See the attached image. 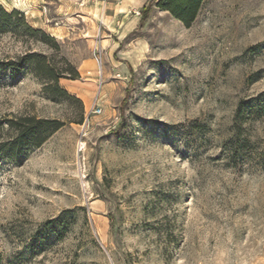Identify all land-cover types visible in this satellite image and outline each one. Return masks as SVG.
Masks as SVG:
<instances>
[{
    "label": "rangeland",
    "instance_id": "obj_1",
    "mask_svg": "<svg viewBox=\"0 0 264 264\" xmlns=\"http://www.w3.org/2000/svg\"><path fill=\"white\" fill-rule=\"evenodd\" d=\"M0 7V122H65L0 155V264H264V0H204L190 27L123 0ZM30 52L78 70L60 85L83 123L6 66Z\"/></svg>",
    "mask_w": 264,
    "mask_h": 264
},
{
    "label": "trees",
    "instance_id": "obj_2",
    "mask_svg": "<svg viewBox=\"0 0 264 264\" xmlns=\"http://www.w3.org/2000/svg\"><path fill=\"white\" fill-rule=\"evenodd\" d=\"M203 2L204 0H150L140 12V27L147 21L153 6L169 12L173 17L190 27L195 21ZM12 16L0 7V23L2 25H8ZM23 25L30 34L44 35L45 40L43 42L59 51V46L53 38L42 31L33 30L25 21ZM63 63L64 67L61 68L48 55L30 52L19 58L18 61L8 62L6 66L17 70H29L44 83V92L51 100L78 103L81 111L78 123H83L82 102L70 95L60 85L62 79L79 80L80 74L68 60L63 59ZM3 125L7 126V133L6 136L2 134L4 139L0 141V155L7 160L19 162L25 159L29 152L44 145L54 133L65 126V122L58 119L23 115L7 119L4 123L0 122V133L4 132Z\"/></svg>",
    "mask_w": 264,
    "mask_h": 264
},
{
    "label": "crops",
    "instance_id": "obj_3",
    "mask_svg": "<svg viewBox=\"0 0 264 264\" xmlns=\"http://www.w3.org/2000/svg\"><path fill=\"white\" fill-rule=\"evenodd\" d=\"M150 0H123V10L121 13L132 15L138 13L137 11L144 8ZM139 22V19H137Z\"/></svg>",
    "mask_w": 264,
    "mask_h": 264
},
{
    "label": "built area",
    "instance_id": "obj_4",
    "mask_svg": "<svg viewBox=\"0 0 264 264\" xmlns=\"http://www.w3.org/2000/svg\"><path fill=\"white\" fill-rule=\"evenodd\" d=\"M102 77V74H101ZM102 107L98 104V103H94L91 110H90V114H94V115H99L102 113Z\"/></svg>",
    "mask_w": 264,
    "mask_h": 264
}]
</instances>
